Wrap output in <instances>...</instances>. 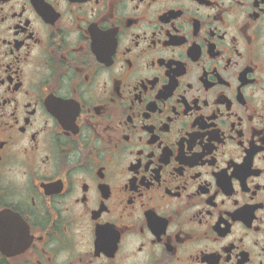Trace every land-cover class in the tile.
Returning <instances> with one entry per match:
<instances>
[{"label": "flooded vegetation", "instance_id": "af4514ba", "mask_svg": "<svg viewBox=\"0 0 264 264\" xmlns=\"http://www.w3.org/2000/svg\"><path fill=\"white\" fill-rule=\"evenodd\" d=\"M0 264H264V0H0Z\"/></svg>", "mask_w": 264, "mask_h": 264}]
</instances>
